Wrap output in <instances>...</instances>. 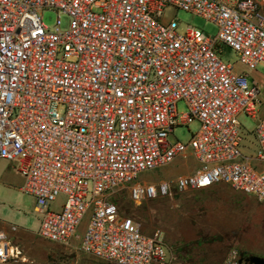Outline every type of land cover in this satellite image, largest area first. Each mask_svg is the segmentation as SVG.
<instances>
[{
    "label": "built area",
    "instance_id": "1",
    "mask_svg": "<svg viewBox=\"0 0 264 264\" xmlns=\"http://www.w3.org/2000/svg\"><path fill=\"white\" fill-rule=\"evenodd\" d=\"M167 6L216 22L218 34L164 21ZM45 8L69 14V29L60 18L49 29ZM219 45L237 53L239 71ZM260 66L264 0H0V160L14 164L45 211L38 235L78 239L85 253L116 264H181L161 229L146 234L112 198L127 186L136 205L172 195L171 181L139 176L187 152L198 168L176 178L178 191L224 182L264 207V116L252 155L240 121L263 105L247 73ZM194 121L187 142L170 140ZM22 255L0 227V264ZM246 257L232 247L224 264H251Z\"/></svg>",
    "mask_w": 264,
    "mask_h": 264
},
{
    "label": "rangeland",
    "instance_id": "2",
    "mask_svg": "<svg viewBox=\"0 0 264 264\" xmlns=\"http://www.w3.org/2000/svg\"><path fill=\"white\" fill-rule=\"evenodd\" d=\"M44 23L51 30L56 29L57 19H61L60 30L66 31L70 27L69 14L55 8H45L41 11ZM176 19L181 29L187 26L200 28L206 35H217L219 26L216 22L184 9H177L173 6L164 8L163 20ZM220 57L226 62L235 64L239 71L242 67L238 60L237 53L228 45L218 46ZM247 69V68H246ZM250 79H255L260 83L262 89L263 105L257 109L255 116L242 114L240 121L245 134V147L243 151L252 155L256 153L257 141L254 138V130L261 117L264 116V68L247 69ZM180 113L188 112V105L184 100L178 102ZM199 128L198 121L189 125H182L175 128L170 137L172 142H187ZM198 167V162L191 152L177 158L172 164L154 169L139 176V180L158 182L159 180H169L174 186V181L180 175L193 172ZM24 180L16 172L14 164L5 159L0 160V223L5 224L10 229L9 238L13 245H18L22 251V258L13 262L14 264H92L93 255L85 253L80 247V240L76 239L70 244L50 242L38 236V229L42 219L37 200L34 195L23 190ZM177 190V189H176ZM187 191H190L187 190ZM177 193L176 200L182 198L185 192ZM251 201H246V225L244 245L239 248L241 252L252 253L254 251L264 256V207L254 197ZM166 198V197H165ZM171 201L175 200L167 196ZM119 206L121 212L133 216L142 222V227L159 228L166 234L172 233L174 225L164 218L161 204H141L136 205L130 198L128 186L124 187L112 198ZM65 200L63 195L59 196L52 205V209H59L58 205ZM141 213L142 215H140ZM143 216V218H142ZM90 213L84 217L78 232L82 233L89 221ZM17 230H13L12 226ZM236 247V246H235ZM99 259V258H98Z\"/></svg>",
    "mask_w": 264,
    "mask_h": 264
},
{
    "label": "crops",
    "instance_id": "3",
    "mask_svg": "<svg viewBox=\"0 0 264 264\" xmlns=\"http://www.w3.org/2000/svg\"><path fill=\"white\" fill-rule=\"evenodd\" d=\"M177 193L181 192L174 185L169 197L175 200L171 201L165 196L166 198L158 197L144 202L161 204L164 218L175 226L172 233L166 234L161 229L169 251L181 264H224L232 247L241 248L244 245L246 201L252 199H248L246 195H252L236 190L224 182L206 188L190 189L179 200H176ZM39 211L43 217L45 211L41 208ZM0 227L10 234V229L5 224L0 223ZM156 229L145 227L143 231L150 235ZM13 246L19 248L18 245ZM242 253L247 256H263L256 251ZM93 260L92 264H116L97 257Z\"/></svg>",
    "mask_w": 264,
    "mask_h": 264
},
{
    "label": "water",
    "instance_id": "4",
    "mask_svg": "<svg viewBox=\"0 0 264 264\" xmlns=\"http://www.w3.org/2000/svg\"><path fill=\"white\" fill-rule=\"evenodd\" d=\"M245 260L251 264H264V256L260 255H249Z\"/></svg>",
    "mask_w": 264,
    "mask_h": 264
}]
</instances>
